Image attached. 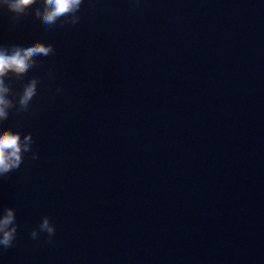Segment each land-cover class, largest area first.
Returning a JSON list of instances; mask_svg holds the SVG:
<instances>
[{"label": "water", "instance_id": "obj_1", "mask_svg": "<svg viewBox=\"0 0 264 264\" xmlns=\"http://www.w3.org/2000/svg\"><path fill=\"white\" fill-rule=\"evenodd\" d=\"M9 75L39 77L4 119L39 156L0 176V264H264V72Z\"/></svg>", "mask_w": 264, "mask_h": 264}, {"label": "clouds", "instance_id": "obj_2", "mask_svg": "<svg viewBox=\"0 0 264 264\" xmlns=\"http://www.w3.org/2000/svg\"><path fill=\"white\" fill-rule=\"evenodd\" d=\"M84 0H0V10L8 9L18 14L25 9L35 6L43 22L48 27L80 20V9ZM264 3V0H261ZM54 51L50 42L40 39L14 40L8 42L0 40V176H4L13 169L20 167L25 153H31L36 159L39 153L33 149L34 138L31 131L21 130L4 123V119L15 105L17 111L27 110L33 97L38 92L39 77L32 76L23 82L22 87L14 88L11 72L22 74L37 63L38 56H46ZM50 78L53 73L48 72ZM59 86L57 91H59ZM17 217L15 207L0 204V249L13 245L17 236ZM56 226L48 215H44L38 226L31 229L32 238H38L41 233L52 241Z\"/></svg>", "mask_w": 264, "mask_h": 264}]
</instances>
